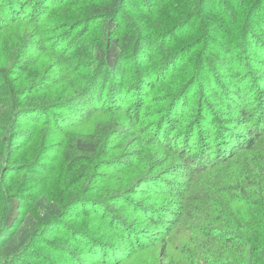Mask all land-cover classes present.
<instances>
[{
	"label": "rangeland",
	"instance_id": "rangeland-1",
	"mask_svg": "<svg viewBox=\"0 0 264 264\" xmlns=\"http://www.w3.org/2000/svg\"><path fill=\"white\" fill-rule=\"evenodd\" d=\"M263 28L264 0H0V231L30 237L14 264H221L204 229L264 228L225 186L239 165L192 173L189 147L237 125L213 93L264 107ZM116 36L115 74L97 52Z\"/></svg>",
	"mask_w": 264,
	"mask_h": 264
},
{
	"label": "trees",
	"instance_id": "trees-1",
	"mask_svg": "<svg viewBox=\"0 0 264 264\" xmlns=\"http://www.w3.org/2000/svg\"><path fill=\"white\" fill-rule=\"evenodd\" d=\"M159 1L160 0H141L142 4L146 5L147 9L155 3H159ZM16 4L18 7H25L26 4L30 5L28 2L25 4V1L22 3L16 2ZM12 6L15 5L12 4ZM107 7L103 8L102 11L104 13H110L113 9H116L115 4L111 7ZM26 11L27 9H24L21 15L25 16L24 14ZM97 11L99 12V9L95 8L93 13ZM120 39L121 37L116 36L107 43L104 41V48L97 52L98 59L102 61L101 64H103L102 68L104 66L107 71L115 74L120 66V56L125 49V45L121 44ZM239 76L240 74L236 72V78ZM105 88H107V86H105ZM112 90L111 85L109 93ZM218 94L219 93H213L214 99L218 101V106H221V108L224 109V113L230 115L227 116L230 118V121H235L237 125L235 127L229 124L227 125L230 127V130L228 132V137L225 138L217 136V134L215 135V133L210 131L207 134L208 137L205 138V131L201 129L198 139L195 140L193 145L191 144V146H189L190 149L191 147L196 149L193 154L194 159L198 158L202 161L192 173L195 171L205 173L215 166L226 168L232 164L239 165L233 167L232 172L227 175V179L225 180L227 184L225 186L233 190L235 195H232L238 198L234 200L235 202L240 204L246 203L252 206L255 205L259 209H264V107L246 109L248 105L247 103H243L241 107L236 109L230 101L223 99V96L220 94L219 96ZM110 96L117 100L121 99V95L117 94V89L113 90ZM260 98L262 99L263 95H261ZM170 122L171 121H169V123ZM241 126L242 128L240 129L239 127ZM169 129L172 130L171 124L169 125ZM223 130L224 129L221 128V131ZM76 145L79 150L85 152H93L96 148V145H94L91 139L79 140ZM235 155L237 156V160L235 159L233 163H231L230 161L233 160V156ZM192 176L193 175L190 174L188 178ZM193 183H195L194 180L189 187H191ZM193 191L194 190H192V192ZM175 194L177 195L178 193L176 192ZM175 194L173 195L175 196ZM174 196L172 197L175 198ZM252 198L256 199L255 202L252 200L250 201ZM230 201L229 199L226 201V210H231L229 209L230 207H228ZM16 213L17 211L13 210L9 214L7 226H14L15 223L18 222V220L17 222L13 220V215ZM223 215L227 218L226 211ZM240 215H242L240 219L243 221H250L245 213L243 214V212H241ZM233 218H229L227 222L223 221V223H225L227 227L231 225L235 226L234 229L237 231L229 227L219 228L217 226L204 229L206 238L217 247L216 250L218 254L221 255L220 252H222V254L226 256H231L228 258L221 256V259H223L221 264H255L253 261L244 260L247 254L255 255L257 260L264 264V228H259L257 226V222L262 221L255 220V223H247V226L243 228V223ZM160 220L161 219L156 220L151 217L149 222L153 224V226H156L160 224ZM167 220L170 219H165V221ZM16 230L17 228H12L5 232L0 231V264L19 263V261L23 259V255L27 253V242L30 237L27 235L26 231L17 232Z\"/></svg>",
	"mask_w": 264,
	"mask_h": 264
}]
</instances>
